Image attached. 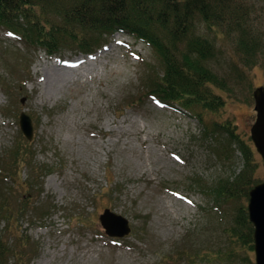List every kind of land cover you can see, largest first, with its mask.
<instances>
[{
    "label": "rangeland",
    "instance_id": "1",
    "mask_svg": "<svg viewBox=\"0 0 264 264\" xmlns=\"http://www.w3.org/2000/svg\"><path fill=\"white\" fill-rule=\"evenodd\" d=\"M97 42L93 54L74 45L50 54L0 25V204L13 212L11 227L0 217L6 263L255 264L230 232L247 209L245 193L264 181L250 138L264 56L245 66L231 43L214 42L210 67L228 92L205 118L225 121L249 146L222 153L224 141L205 137L180 107L146 97L162 71L148 45L123 33ZM247 166L248 186L219 199L218 185ZM105 209L127 220V236L105 234ZM229 251L235 260H226Z\"/></svg>",
    "mask_w": 264,
    "mask_h": 264
},
{
    "label": "trees",
    "instance_id": "2",
    "mask_svg": "<svg viewBox=\"0 0 264 264\" xmlns=\"http://www.w3.org/2000/svg\"><path fill=\"white\" fill-rule=\"evenodd\" d=\"M259 1L260 9L249 0H0V25L19 34L25 44L50 54L67 45L93 54L100 46L97 40L115 33L145 43L162 67L149 79L146 97L180 107L197 120L205 137L219 136L224 141L222 153H228L233 145L248 144L225 121L205 118L224 107L223 93L228 92L210 67L214 42L231 43L245 66L264 56V0ZM241 151L246 155L244 148ZM248 170L249 166L235 182H221L216 196L236 198L238 187L249 184ZM0 217L12 226L13 212L3 203ZM236 220L230 237L252 251L253 226L246 208H239ZM4 255L9 256L0 245V264H7ZM225 257L235 260L236 255L229 251Z\"/></svg>",
    "mask_w": 264,
    "mask_h": 264
},
{
    "label": "water",
    "instance_id": "3",
    "mask_svg": "<svg viewBox=\"0 0 264 264\" xmlns=\"http://www.w3.org/2000/svg\"><path fill=\"white\" fill-rule=\"evenodd\" d=\"M253 100L256 118L250 128V138L262 158L264 167V86L254 89ZM19 124L22 134L26 139L31 140L33 128L30 118L21 114ZM248 196L247 213L248 220L253 226L255 264H264V181L256 184L249 191ZM99 222L109 237L122 238L130 232L127 220L108 209L99 215Z\"/></svg>",
    "mask_w": 264,
    "mask_h": 264
},
{
    "label": "bare ground",
    "instance_id": "4",
    "mask_svg": "<svg viewBox=\"0 0 264 264\" xmlns=\"http://www.w3.org/2000/svg\"><path fill=\"white\" fill-rule=\"evenodd\" d=\"M55 73H56V70H54V73L51 74V75H53V76H52L53 79H55V78L57 77V74H55Z\"/></svg>",
    "mask_w": 264,
    "mask_h": 264
}]
</instances>
